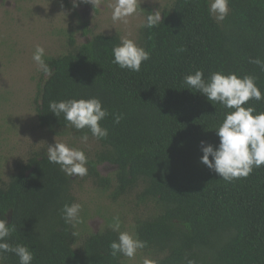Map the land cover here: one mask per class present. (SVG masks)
<instances>
[{"label":"trees","instance_id":"trees-1","mask_svg":"<svg viewBox=\"0 0 264 264\" xmlns=\"http://www.w3.org/2000/svg\"><path fill=\"white\" fill-rule=\"evenodd\" d=\"M209 2L172 0L158 26L142 27L140 46L150 58L139 72L113 63L119 34L96 33L83 44L71 37L66 53L45 58L52 75L41 87L38 120L49 130L68 128L63 113L50 111L51 101H102L109 115L100 123L109 134L98 139L103 149L96 163L116 166L121 192L143 185L155 210L136 223V236L146 242L141 249L162 256L160 264H264V165L225 181L200 162L201 141L219 144L214 128L230 110L184 83L196 70L205 79L235 72L256 77L264 94V70L249 62L264 60V0H229L223 21L210 16ZM245 106L262 112L264 100ZM116 114L123 116L119 123ZM97 164L94 174L102 180ZM74 200L60 166L31 154L8 180L0 176V219L15 229L7 242L27 246L31 264H126L123 254L112 255L109 245L119 233L111 227L77 242L62 214ZM0 261L20 264L12 252Z\"/></svg>","mask_w":264,"mask_h":264},{"label":"rangeland","instance_id":"rangeland-1","mask_svg":"<svg viewBox=\"0 0 264 264\" xmlns=\"http://www.w3.org/2000/svg\"><path fill=\"white\" fill-rule=\"evenodd\" d=\"M172 0H138L137 12L123 20L113 21L115 0H101L100 6L73 0H0V176L8 180L18 163L33 153L46 154L56 140L85 152L88 173L71 178L74 203H79L80 222L74 224L77 242L90 233L101 231L119 216L120 231L136 236V223L152 214L155 205L142 195L143 185L121 192L116 166L96 162L103 149L100 141L74 127L49 130L41 127L37 106L46 79L32 56L37 45L46 50L44 59L64 54L69 39L83 44L96 33L119 34L140 46V31L149 10L160 13ZM88 136L87 142L82 140ZM98 171L104 179L94 174ZM162 256L138 249L134 258L124 256L126 264H144L148 259L160 264ZM0 264H3L0 261Z\"/></svg>","mask_w":264,"mask_h":264},{"label":"clouds","instance_id":"clouds-1","mask_svg":"<svg viewBox=\"0 0 264 264\" xmlns=\"http://www.w3.org/2000/svg\"><path fill=\"white\" fill-rule=\"evenodd\" d=\"M79 2L91 4L94 9L100 6L101 0H73L74 6ZM138 0H115L112 5L113 21L123 20L137 12ZM209 14L216 21H223L229 12V0H210ZM163 21L161 13L156 10L150 12L146 17L142 27L152 28L158 26ZM113 63L121 69H129L139 72L143 61L150 58V54L145 48L139 46L133 39L121 37L120 44L113 48ZM46 50L43 46L37 45L32 59L37 65V71L42 72L45 78L52 75V68L45 61ZM250 63L258 65L264 70V60L259 57L250 59ZM256 77L244 75L241 77L237 73H224L217 71L207 79L204 78L203 70H196L193 74L184 77L187 89H196L205 95L214 105L221 104L230 111L226 113L223 122L215 129L219 137V144L213 145L206 141H201L203 155L200 162L213 170L225 181H233L241 177H247L253 168L264 165V111L256 112L254 106H245L248 101L264 100V94L256 83ZM49 109L57 117L61 113L68 125L77 131L89 129L92 136L103 139L108 136V129L101 125V121L109 115L106 108L102 107L99 98H72L68 100L51 101ZM123 118L122 114H116L114 122L119 123ZM87 142L88 136L82 137ZM50 163L58 164L60 170L68 177H84L88 173V158L81 149L72 147L64 142L56 140L55 144L49 145L46 152ZM211 157V158H210ZM79 203L65 204L62 214L66 224L80 222L79 213L81 211ZM113 231L119 233L118 240L112 241L109 247L112 255L118 253L128 258H134L138 249L144 248L146 242L138 236L127 231H120L121 221L119 216L113 218L110 225ZM15 231L6 219H0V254L4 252L14 253L20 264H31L34 253L23 245L11 246L7 242ZM73 236L77 233L73 232ZM144 264H153L148 259ZM189 264H193L189 261Z\"/></svg>","mask_w":264,"mask_h":264}]
</instances>
